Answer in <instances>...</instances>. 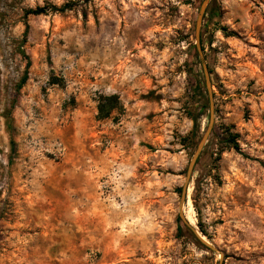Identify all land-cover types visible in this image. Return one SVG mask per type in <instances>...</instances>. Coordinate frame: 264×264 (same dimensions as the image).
<instances>
[{
  "label": "rangeland",
  "instance_id": "1",
  "mask_svg": "<svg viewBox=\"0 0 264 264\" xmlns=\"http://www.w3.org/2000/svg\"><path fill=\"white\" fill-rule=\"evenodd\" d=\"M203 1L0 0V264H219L178 221L204 64L194 227L264 264V0H210L202 58Z\"/></svg>",
  "mask_w": 264,
  "mask_h": 264
},
{
  "label": "water",
  "instance_id": "2",
  "mask_svg": "<svg viewBox=\"0 0 264 264\" xmlns=\"http://www.w3.org/2000/svg\"><path fill=\"white\" fill-rule=\"evenodd\" d=\"M210 4V0H204L201 6V10L197 19V24H196V32H195V38H196V47L200 53V56L203 58L202 55V47H201V25H202V20L203 17L209 7ZM204 68V72H205V76H206V83H207V90H208V97H209V102H210V112H211V119H210V124L205 132V134L203 135V137L201 138L196 152L192 158V160L189 163L188 166V170H187V175L185 178V182L182 188V195H181V200H180V205H179V211H180V218L183 222V224L185 226H187L189 228V230L193 233L194 235V239L197 242V244H199L200 246L206 247L212 251H217L220 253V263L219 264H224L225 261V256L224 254L215 246H213L208 240L204 239L202 237V235L200 234V232H198V230L192 225L190 224V222L188 221L186 214H185V207L188 204V191H189V187H190V183L192 181L193 178V172H194V168L196 165V162L205 146V144L207 143L210 135L212 134L213 130H214V118H213V113H214V102H213V94H212V90H211V80H210V73L208 70V67L206 64L203 65Z\"/></svg>",
  "mask_w": 264,
  "mask_h": 264
},
{
  "label": "trees",
  "instance_id": "3",
  "mask_svg": "<svg viewBox=\"0 0 264 264\" xmlns=\"http://www.w3.org/2000/svg\"><path fill=\"white\" fill-rule=\"evenodd\" d=\"M67 7H70L68 5H65L63 7H57V6H54V5H48V6H42V7H37L35 9H30L27 11V14L28 15H41V14H48L50 12H61V11H64L66 10ZM215 14V12L212 14V16ZM202 37V35H201ZM190 75H193V71H190ZM28 77H27V74L23 77L22 79V83H25L27 81ZM109 101H112L114 99H117L116 96H110L107 98ZM103 105L101 104L100 105V113H103ZM102 115H105V116H108V111L103 113ZM220 137V140L224 143H228L232 148H234L236 151L240 152L241 151V148H240V144L238 142V139H237V135H229V136H224V135H221L219 136ZM178 221H179V230L180 231H183V230H187L189 232H191L189 230V228L187 226H185L182 222V220L180 218H178ZM193 238H194V235L193 233L191 232Z\"/></svg>",
  "mask_w": 264,
  "mask_h": 264
},
{
  "label": "bare ground",
  "instance_id": "4",
  "mask_svg": "<svg viewBox=\"0 0 264 264\" xmlns=\"http://www.w3.org/2000/svg\"><path fill=\"white\" fill-rule=\"evenodd\" d=\"M185 214H186V217H187L188 221L190 222V224H192L193 226H195V224H196L195 212H194V208H193L192 201H191L190 198H188V204L185 207ZM202 237L204 239H206V236L202 235Z\"/></svg>",
  "mask_w": 264,
  "mask_h": 264
}]
</instances>
